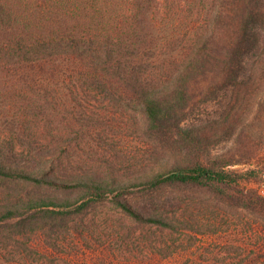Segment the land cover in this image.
Listing matches in <instances>:
<instances>
[{"label":"trees","instance_id":"obj_1","mask_svg":"<svg viewBox=\"0 0 264 264\" xmlns=\"http://www.w3.org/2000/svg\"><path fill=\"white\" fill-rule=\"evenodd\" d=\"M180 1L197 16L193 30L172 27L160 0H0V97L11 113L0 135V190L11 189L0 191V239L56 249L72 217L105 202L189 237V221L168 210L176 197L151 195L134 206L136 189L207 187L232 205L264 208V197L240 190L231 170L264 152V0ZM82 92L140 112L147 141L168 156L127 182L61 177L51 117ZM208 102L220 106L205 120ZM228 140L229 151L211 155ZM257 239L263 245L243 259L203 260L206 250L195 253L184 239L147 263L264 264V237Z\"/></svg>","mask_w":264,"mask_h":264},{"label":"rangeland","instance_id":"obj_2","mask_svg":"<svg viewBox=\"0 0 264 264\" xmlns=\"http://www.w3.org/2000/svg\"><path fill=\"white\" fill-rule=\"evenodd\" d=\"M160 1L172 27L181 32L193 30L197 16H193L184 1ZM79 96L64 98L60 101L62 109L51 117L57 121L52 125L57 137L52 134L51 140L59 143L55 152L63 163L61 177L89 175L127 182L157 168L159 159L168 156L147 141L141 128L140 112L124 103L114 104L101 95L82 92ZM219 103H206L205 120L212 118ZM7 105L9 102L0 97V135L10 120ZM232 146V140L224 141L214 147L211 155L225 153ZM263 165L264 152L231 167L238 174L240 190L245 193L256 190L255 177ZM0 191L11 192V189ZM151 195L177 198L168 210L175 218L189 221V237L166 234L156 227L136 222L110 202L97 203L85 213L72 217L68 227L61 231L67 239L56 249L44 248L45 244L39 240H34L36 245H32V242L8 243L0 239V264H148L153 263L156 256H167L181 249L180 242L184 239L188 240L189 250L197 253L199 246L206 250L203 255L198 252L203 260L243 259L254 256L252 251L258 252L263 245L257 239L264 237L263 207L254 205L255 210L238 207L218 199L210 188L193 185L152 192L136 189L128 200L137 206ZM179 198L185 200L184 208L179 206ZM217 231L218 235L211 236ZM217 237L221 241L216 240ZM167 241L169 251L163 245Z\"/></svg>","mask_w":264,"mask_h":264},{"label":"built area","instance_id":"obj_3","mask_svg":"<svg viewBox=\"0 0 264 264\" xmlns=\"http://www.w3.org/2000/svg\"><path fill=\"white\" fill-rule=\"evenodd\" d=\"M254 188L259 195L264 197V165L259 168L257 172V179H255Z\"/></svg>","mask_w":264,"mask_h":264}]
</instances>
